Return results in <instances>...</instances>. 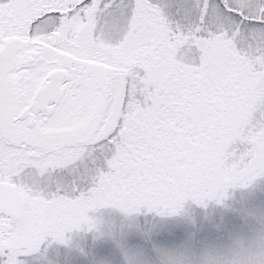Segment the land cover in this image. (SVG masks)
Instances as JSON below:
<instances>
[{
    "label": "snow or ice",
    "instance_id": "6c2138e0",
    "mask_svg": "<svg viewBox=\"0 0 264 264\" xmlns=\"http://www.w3.org/2000/svg\"><path fill=\"white\" fill-rule=\"evenodd\" d=\"M259 176L264 0H0V264Z\"/></svg>",
    "mask_w": 264,
    "mask_h": 264
},
{
    "label": "rangeland",
    "instance_id": "374dc122",
    "mask_svg": "<svg viewBox=\"0 0 264 264\" xmlns=\"http://www.w3.org/2000/svg\"><path fill=\"white\" fill-rule=\"evenodd\" d=\"M90 215L96 230H73L63 244L49 239L36 264H204L205 257L236 246L258 248L264 242V176L227 187L219 202L188 199L170 215L147 209L125 215L113 208Z\"/></svg>",
    "mask_w": 264,
    "mask_h": 264
},
{
    "label": "clouds",
    "instance_id": "9594fccd",
    "mask_svg": "<svg viewBox=\"0 0 264 264\" xmlns=\"http://www.w3.org/2000/svg\"><path fill=\"white\" fill-rule=\"evenodd\" d=\"M264 264V242L258 248L234 247L223 256H207L204 264Z\"/></svg>",
    "mask_w": 264,
    "mask_h": 264
}]
</instances>
